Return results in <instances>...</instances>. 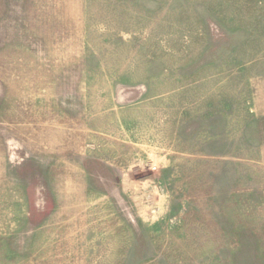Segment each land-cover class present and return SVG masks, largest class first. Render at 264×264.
<instances>
[{"label":"rangeland","instance_id":"obj_1","mask_svg":"<svg viewBox=\"0 0 264 264\" xmlns=\"http://www.w3.org/2000/svg\"><path fill=\"white\" fill-rule=\"evenodd\" d=\"M0 264H264V0H0Z\"/></svg>","mask_w":264,"mask_h":264}]
</instances>
